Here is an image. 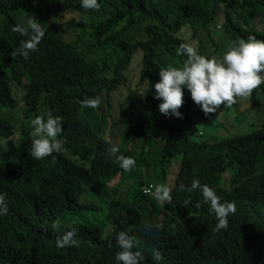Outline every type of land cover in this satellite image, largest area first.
<instances>
[{
  "label": "trees",
  "instance_id": "obj_1",
  "mask_svg": "<svg viewBox=\"0 0 264 264\" xmlns=\"http://www.w3.org/2000/svg\"><path fill=\"white\" fill-rule=\"evenodd\" d=\"M98 3L88 10L80 0H0V194L7 207L0 264H115L121 231L135 237L140 264H156L154 251L159 264H264L253 234L264 227V120L248 134L202 140L200 125L212 114L185 90L181 118L165 117L151 87L158 71L181 66L182 43L220 59L249 35L264 40V0ZM33 17L45 32L24 59L16 49L28 37L13 28L26 29ZM92 97L100 101L95 109L79 103ZM263 102L264 83L229 107L254 117ZM45 112L61 118L67 150L36 160L28 154L30 121ZM114 136L118 144L109 142ZM111 146L135 160L132 170L112 162ZM126 177L125 189L119 182ZM194 178L221 202H235L225 229L212 231L199 190H179ZM156 185L169 189L168 200L153 198ZM71 229L78 245L57 248V236Z\"/></svg>",
  "mask_w": 264,
  "mask_h": 264
},
{
  "label": "clouds",
  "instance_id": "obj_2",
  "mask_svg": "<svg viewBox=\"0 0 264 264\" xmlns=\"http://www.w3.org/2000/svg\"><path fill=\"white\" fill-rule=\"evenodd\" d=\"M80 6L83 9L95 10L99 8V3L98 0H80ZM42 25L33 17L26 21V29L18 26L13 28V31L28 37L19 42L16 49L18 56L27 59L29 54L36 50L45 32ZM179 52L185 57L181 66L168 65L161 69L158 71V81L151 86L154 90L153 98L160 101L157 105L158 112L165 117L171 114L175 118H181L178 109L183 103L185 90L191 101L207 115L216 112L218 106L235 103V98L249 96L253 89L264 83V40L252 35L246 40L240 39L238 43L230 44L220 59L215 56L208 58L200 55L197 49L188 43L180 44ZM99 102L98 97L79 101L82 107L92 109H95ZM108 121L109 119L107 124ZM61 132L62 121L59 116H54L51 112H45L43 116H35L30 121L29 134L33 139L29 137V156L40 160L53 153L66 151L65 142L60 138ZM129 146L132 144L126 147ZM108 155L110 158L114 157L112 162L125 172L132 170L135 165L133 158L118 154L115 146L108 149ZM52 158L55 159L54 156ZM178 188L187 192L199 190L202 200L208 204L209 214L215 219L213 232L227 227L228 217L236 210L234 201L221 202V198L212 188L207 184H201L196 178L189 187L186 188L181 183ZM151 195L158 201H166L170 198L169 189L163 185L154 186ZM184 203L188 204L189 200L185 199ZM6 211L4 195L0 194V215ZM262 225L264 226V217ZM76 234L75 229L64 231L55 239V246L65 248L78 245V240L74 239ZM253 234L258 239L257 246L261 251V258L264 259V248L260 247L264 237V227L255 228ZM115 242L119 249L114 255L115 264H140L141 253L133 251L136 247L134 236L121 231L115 234ZM153 260L159 264L161 255L158 251H154Z\"/></svg>",
  "mask_w": 264,
  "mask_h": 264
},
{
  "label": "rangeland",
  "instance_id": "obj_3",
  "mask_svg": "<svg viewBox=\"0 0 264 264\" xmlns=\"http://www.w3.org/2000/svg\"><path fill=\"white\" fill-rule=\"evenodd\" d=\"M73 15H71L72 17ZM68 17L65 18V20ZM263 27H258V29H262ZM66 35V34H65ZM172 66H176L175 64H172ZM134 67V65L129 68V71L125 74L127 77H131V69ZM126 88L129 89L128 86ZM112 95H109L108 101L111 99ZM106 99V95L102 96V101ZM111 103V102H110ZM262 107L261 109L264 110V102L261 103ZM112 106V118L114 115V105L111 103ZM260 108V107H259ZM224 109V110H223ZM257 114V116H252V112H247V111H238L234 108H230L229 106H223V108H217V111L214 113H211L210 121L209 123H203L200 125V135L202 137V140H206L209 142H216L222 138L225 137H231L233 135H244L251 133L254 130V126L259 125L263 122L264 120V112L262 110ZM222 114V115H221ZM224 115V117H222ZM112 118L109 119L108 125H111L113 123ZM221 122V129H218L216 126H219V123ZM217 123V124H216ZM109 126H107L104 131H103V136L105 139H108L107 131H108ZM196 128L193 127L192 131H195ZM110 143L118 144L119 139L118 137L114 136L112 139L109 141ZM136 140H133L132 142H124V146L126 147L129 144L135 145ZM131 147V146H129ZM180 157H177L176 160H179ZM119 184L123 186L125 189L127 186L130 184V178H121ZM112 185V184H108ZM74 209V207L72 208Z\"/></svg>",
  "mask_w": 264,
  "mask_h": 264
}]
</instances>
